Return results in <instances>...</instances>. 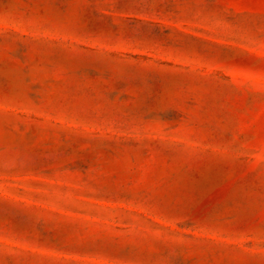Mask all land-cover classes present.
<instances>
[{"label": "rangeland", "instance_id": "rangeland-1", "mask_svg": "<svg viewBox=\"0 0 264 264\" xmlns=\"http://www.w3.org/2000/svg\"><path fill=\"white\" fill-rule=\"evenodd\" d=\"M0 264H264V0H0Z\"/></svg>", "mask_w": 264, "mask_h": 264}]
</instances>
